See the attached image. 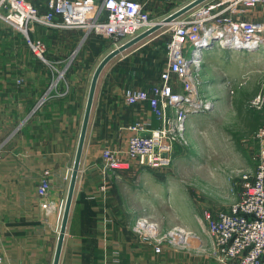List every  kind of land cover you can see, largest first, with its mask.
Instances as JSON below:
<instances>
[{
    "label": "crops",
    "instance_id": "crops-1",
    "mask_svg": "<svg viewBox=\"0 0 264 264\" xmlns=\"http://www.w3.org/2000/svg\"><path fill=\"white\" fill-rule=\"evenodd\" d=\"M140 1L146 2L152 16L160 2ZM185 4L177 1L171 13ZM15 28L0 24V264H54L93 77L88 70L94 61L98 66L114 45L96 34L85 36L81 28L38 24L33 37L44 38L48 46L44 59ZM163 33L162 28L114 58L100 76L59 264H220L204 251L206 221L196 210L204 214L219 209L197 207L205 200H195L197 192L187 189L182 172L171 174L169 166L134 162L114 171L102 162L106 148L124 154L129 125L140 117H150L153 127L160 124L147 104L128 105L125 90L160 81L163 65L154 62L153 54L161 47L153 46L157 45L153 41ZM177 151L173 155L181 158ZM45 170H51L52 178L44 199L48 210L37 195ZM239 191L241 196L242 187ZM233 200L225 202L227 209ZM175 206L180 211L174 215ZM191 208L193 217H184L181 211ZM141 219L156 224L161 233L184 228L203 243L195 238L187 246L165 241L157 253L135 227Z\"/></svg>",
    "mask_w": 264,
    "mask_h": 264
},
{
    "label": "built area",
    "instance_id": "built-area-1",
    "mask_svg": "<svg viewBox=\"0 0 264 264\" xmlns=\"http://www.w3.org/2000/svg\"><path fill=\"white\" fill-rule=\"evenodd\" d=\"M44 5L46 11L41 12L34 0H0V17L24 32L31 49L44 59L47 44L30 35L38 24L81 28L85 36L96 34L119 47L159 21L140 0H45ZM258 5H264V0H207L172 24L168 66L161 72L160 81L125 90L128 105L147 104L160 124L153 127L150 117H140L130 124L124 154L112 148L104 150L102 162L106 169L125 170L133 162L152 168L170 166L174 143L185 138L188 116L209 111L212 104L200 92L199 47L240 50L264 46V20L251 18ZM263 103L262 94L252 102L258 108ZM256 137L263 142L260 162L254 173H243L240 198L228 209L204 211L208 237L204 251L220 264H264V125ZM51 188V170H45L37 186L45 210L49 204L44 199ZM135 227L157 253L162 252L164 241L187 246L195 238L203 243L200 236L184 228L162 234L146 219L138 220Z\"/></svg>",
    "mask_w": 264,
    "mask_h": 264
},
{
    "label": "rangeland",
    "instance_id": "rangeland-1",
    "mask_svg": "<svg viewBox=\"0 0 264 264\" xmlns=\"http://www.w3.org/2000/svg\"><path fill=\"white\" fill-rule=\"evenodd\" d=\"M177 1L189 3L192 0H172L168 4L157 1L153 17H160L158 20L166 18L176 9L173 5ZM44 2L45 0H34L41 12L46 11ZM251 18L264 20V5L256 6ZM0 24L15 27L1 17ZM171 27L172 24L164 26L163 35L153 41L157 42V45L153 46L161 47L153 52L156 59L154 62L163 65L161 72L168 66V63L165 65V53L168 56L167 43L172 37ZM19 32L25 40V33L20 30ZM30 35L33 37V31H30ZM37 38L44 40L42 36ZM108 41L114 45L112 40ZM115 48L117 47L114 45L109 50ZM203 50L199 68L200 92L206 99L212 101V104L203 117L189 120L191 115L204 112H194L188 116L184 140L173 145V151L179 150L177 152L181 158L172 154L169 168L171 174L182 172L185 175L184 184L187 189L197 192L194 194L195 200H205L197 207L207 205L206 207L223 210L227 209L225 202L231 203L233 199L235 200L233 202H236L237 198H240L239 189L243 173H254L260 162L259 155L263 142L256 137V133L264 125V103L258 108L252 102L259 94L264 95V46L250 52L246 49L229 50L220 46ZM91 52L96 58L97 52L93 49ZM105 54L100 57H104ZM145 59L146 63L152 62L148 53ZM114 63L115 59L103 72L108 71ZM96 68L97 64L94 61V66L90 64V69L88 68L89 77H92ZM177 89L181 90L182 87L177 85ZM196 170H202L203 174L194 175L193 171ZM196 210H199L197 215L204 219L202 211ZM177 211L180 210L175 206L174 215ZM181 212L184 217L192 218L195 210L191 208L190 212L189 210ZM195 219L197 220L196 216ZM159 232L161 233L160 230Z\"/></svg>",
    "mask_w": 264,
    "mask_h": 264
},
{
    "label": "water",
    "instance_id": "water-1",
    "mask_svg": "<svg viewBox=\"0 0 264 264\" xmlns=\"http://www.w3.org/2000/svg\"><path fill=\"white\" fill-rule=\"evenodd\" d=\"M205 1H207V0H192V1H190L189 3L185 4L180 9L169 14V16H167L166 18L159 20L150 29L142 32L141 34L134 37L133 39L125 42L124 44H122L119 47L110 51L101 60V62L98 64V66H97V68L93 74L92 81H91L87 107H86V111H85V115H84V119H83L78 149H77L76 158H75V162H74V166H73V170H72L70 186H69V191H68V195H67V201H66L63 221H62V225H61V231H60V236H59V240H58L54 264L60 263L61 253H62V249H63V243H64L66 231H67L71 206H72L73 197H74L77 179H78V174H79V170H80V164H81L83 149H84V145H85V141H86V137H87V132H88V128H89V123H90V119H91L95 93H96L97 85H98V82H99V79H100V76H101L103 70L114 58H116L120 54L124 53L125 51L129 50L130 48L134 47L136 44L148 39L154 33L159 31L160 29H162L164 26L173 24L181 16L188 13L189 11H191L192 9H194L195 7H197L198 5L202 4Z\"/></svg>",
    "mask_w": 264,
    "mask_h": 264
},
{
    "label": "bare ground",
    "instance_id": "bare-ground-1",
    "mask_svg": "<svg viewBox=\"0 0 264 264\" xmlns=\"http://www.w3.org/2000/svg\"><path fill=\"white\" fill-rule=\"evenodd\" d=\"M262 47H263V45H261ZM200 49H199V52H200V55H202L203 53H204V48H209V49H212L213 47H211V46H201V47H199ZM256 48H258V47H250V49H246V50H248L249 52L250 51H255L256 50ZM228 49V48H227ZM229 50H233V48H229ZM235 50H239V49H235ZM240 50H245V49H240ZM257 51V50H256ZM195 113H197V112H195Z\"/></svg>",
    "mask_w": 264,
    "mask_h": 264
},
{
    "label": "trees",
    "instance_id": "trees-1",
    "mask_svg": "<svg viewBox=\"0 0 264 264\" xmlns=\"http://www.w3.org/2000/svg\"><path fill=\"white\" fill-rule=\"evenodd\" d=\"M171 2H172V1H171ZM171 2H167L166 4L171 3Z\"/></svg>",
    "mask_w": 264,
    "mask_h": 264
}]
</instances>
